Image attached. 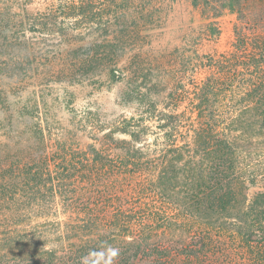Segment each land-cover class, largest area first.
<instances>
[{
    "label": "trees",
    "instance_id": "1",
    "mask_svg": "<svg viewBox=\"0 0 264 264\" xmlns=\"http://www.w3.org/2000/svg\"><path fill=\"white\" fill-rule=\"evenodd\" d=\"M29 1L0 0V264H264V0H192L206 19L235 14L229 48L204 51L213 21L184 34L154 98L103 126L20 87L11 8ZM130 1L47 14L81 30Z\"/></svg>",
    "mask_w": 264,
    "mask_h": 264
},
{
    "label": "rangeland",
    "instance_id": "2",
    "mask_svg": "<svg viewBox=\"0 0 264 264\" xmlns=\"http://www.w3.org/2000/svg\"><path fill=\"white\" fill-rule=\"evenodd\" d=\"M60 1L30 0L11 8L12 30L30 62L21 65L25 76L20 87L34 89L45 102L58 106L60 118L81 119L94 126L134 114L147 98H154L149 90L161 80L165 56L182 44L184 34H197L200 26L213 21L219 38L215 44H205L204 51L226 50L236 23L235 14L228 11L203 18L192 0H131L124 12L108 20L89 17L88 25L76 30L67 19L48 18V8ZM84 59H91V66H83ZM110 69L122 78L111 82ZM168 237L180 239L177 233Z\"/></svg>",
    "mask_w": 264,
    "mask_h": 264
},
{
    "label": "clouds",
    "instance_id": "3",
    "mask_svg": "<svg viewBox=\"0 0 264 264\" xmlns=\"http://www.w3.org/2000/svg\"><path fill=\"white\" fill-rule=\"evenodd\" d=\"M114 254H115V251H114Z\"/></svg>",
    "mask_w": 264,
    "mask_h": 264
}]
</instances>
